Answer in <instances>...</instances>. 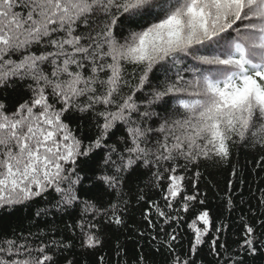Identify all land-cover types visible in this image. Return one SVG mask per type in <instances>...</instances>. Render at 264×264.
Returning <instances> with one entry per match:
<instances>
[{"label": "snow or ice", "instance_id": "obj_1", "mask_svg": "<svg viewBox=\"0 0 264 264\" xmlns=\"http://www.w3.org/2000/svg\"><path fill=\"white\" fill-rule=\"evenodd\" d=\"M249 143L264 146V0H0V208L39 207L37 228L58 221L96 248L149 176L160 199L141 216L166 237L156 251L196 264L224 226L188 173ZM158 219L190 231L186 253ZM260 229L264 212L242 223L244 252ZM60 235H0V264H73L64 241L77 235Z\"/></svg>", "mask_w": 264, "mask_h": 264}, {"label": "trees", "instance_id": "obj_2", "mask_svg": "<svg viewBox=\"0 0 264 264\" xmlns=\"http://www.w3.org/2000/svg\"><path fill=\"white\" fill-rule=\"evenodd\" d=\"M129 67V71H131ZM80 128L85 127L83 120L79 121ZM76 128V122L71 125ZM91 124L88 128H92ZM198 171L200 175L194 176ZM99 175V170L96 173ZM83 175V174H82ZM188 175L191 182L197 184L200 198L205 199V207L215 220L217 226L223 224L224 230L217 234L215 231L205 237V243L200 246L198 254L193 258L196 264H234L242 261V264H264V229L257 232V251L254 255L248 254L240 247L239 241L243 234L242 223L251 221L252 218L264 212V206H260V199L264 196V146L249 143L237 145L232 149L229 160L215 164H201L198 169H190ZM149 176H144L138 181L140 194L144 201L131 204V215L125 218V225H113L105 228L100 234L102 244L96 248L81 247L78 238V230L74 234L69 231L65 233L64 224L58 221L48 227L43 223L37 228L36 220L29 219L34 211L24 206L14 208H0V235L10 237L13 233L28 235L39 232L41 236L49 234V228H59L61 235L57 239H63L64 235H77L75 240H67L65 243L74 244V247L64 251L63 255L73 264H137V258L143 255L142 264H168V254L157 252L166 241L163 233L157 236L158 229L151 227L141 216V210L146 201L159 200L157 189L149 183ZM91 181L85 183L87 188ZM191 191V185L188 184ZM231 195L232 204L225 205V198ZM87 197L82 196V199ZM238 206L237 211H229L233 206ZM41 205L40 207H43ZM83 207V205H81ZM251 208V213H249ZM242 210V211H241ZM44 219H52L51 216ZM187 219V217H186ZM67 224L72 223L70 217L65 216ZM160 227L166 228L168 233L172 228H177V243L183 246L185 253L189 247L190 231L185 226L165 225L162 220H157ZM54 234V233H53ZM218 236L217 248L221 253L217 256L216 248L210 250L211 238ZM237 253L239 255H237ZM66 264V262H62Z\"/></svg>", "mask_w": 264, "mask_h": 264}]
</instances>
